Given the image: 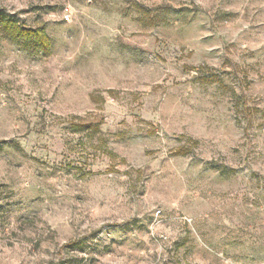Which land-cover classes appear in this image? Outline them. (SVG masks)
<instances>
[{
  "label": "rangeland",
  "instance_id": "1",
  "mask_svg": "<svg viewBox=\"0 0 264 264\" xmlns=\"http://www.w3.org/2000/svg\"><path fill=\"white\" fill-rule=\"evenodd\" d=\"M0 15L51 39L0 34V264H264V0H0ZM204 64L226 86L186 68ZM233 91L259 110L247 132Z\"/></svg>",
  "mask_w": 264,
  "mask_h": 264
},
{
  "label": "trees",
  "instance_id": "2",
  "mask_svg": "<svg viewBox=\"0 0 264 264\" xmlns=\"http://www.w3.org/2000/svg\"><path fill=\"white\" fill-rule=\"evenodd\" d=\"M140 8L142 13L147 16L148 20L146 22L150 25H160L167 20L163 11H158L157 13L152 14L151 9L142 6ZM0 34L5 35L13 42H18L22 38H25L30 41L35 48H42L47 53L51 52V39L44 27H38L36 29L17 27L14 23V20L0 15ZM186 68L196 71L198 74L197 78L200 79V82L202 83H218L220 86H226L224 85V81L221 79L218 72L209 65L204 64L199 67L187 66ZM233 98L236 111L242 112L243 116L247 120V126L245 128V131L247 132L251 125V116L259 110L248 105L246 94L244 92L239 95L233 91ZM71 128L75 132L86 131L90 132L91 135H95L100 131V123L93 121L86 122L80 119L79 121L72 122ZM178 153L181 155H186L190 153V148H180Z\"/></svg>",
  "mask_w": 264,
  "mask_h": 264
},
{
  "label": "built area",
  "instance_id": "3",
  "mask_svg": "<svg viewBox=\"0 0 264 264\" xmlns=\"http://www.w3.org/2000/svg\"><path fill=\"white\" fill-rule=\"evenodd\" d=\"M67 12V11H66ZM64 13V15H63V18L65 19V20H67V21H69L70 20V16L68 15V13Z\"/></svg>",
  "mask_w": 264,
  "mask_h": 264
}]
</instances>
